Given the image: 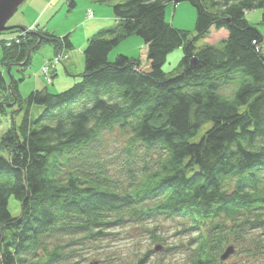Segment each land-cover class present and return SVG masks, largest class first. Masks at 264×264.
<instances>
[{"label":"trees","instance_id":"obj_1","mask_svg":"<svg viewBox=\"0 0 264 264\" xmlns=\"http://www.w3.org/2000/svg\"><path fill=\"white\" fill-rule=\"evenodd\" d=\"M97 1L112 4L116 24L88 39L71 87L27 96L21 124L5 137L0 264H77L111 228L160 215L182 217L194 233L189 264H225L227 245L264 235V36L246 18L262 9L264 22V0ZM182 2L196 10L195 35L166 19V7ZM34 27L3 33L16 35L0 43L3 64L29 65L43 42L73 48L69 35ZM133 35L143 54L110 60ZM176 49L183 55L166 72ZM9 89L22 102L14 78ZM33 105L44 109L37 118ZM116 130L127 137L111 144ZM149 259L148 251L134 264Z\"/></svg>","mask_w":264,"mask_h":264},{"label":"rangeland","instance_id":"obj_2","mask_svg":"<svg viewBox=\"0 0 264 264\" xmlns=\"http://www.w3.org/2000/svg\"><path fill=\"white\" fill-rule=\"evenodd\" d=\"M84 1L96 0H77L76 6L72 9L69 7L67 0H60L54 3L50 0H26L9 20L8 25L24 26L22 24H25L28 27L27 31H32L36 30L34 26L37 24L39 28L55 36L64 37L69 35L73 48L67 49V54L69 55L73 52L77 58L76 62H78V65L82 66L84 64V70L85 56L79 46L83 42L87 44V38L89 39L96 34L91 31L89 21L98 18L96 16L93 19H88L87 11H93L94 17L95 9L93 7L88 9ZM96 3L113 12L112 4L100 1ZM36 17L35 25L30 26L31 20ZM246 18L250 23L255 24L264 36L262 9H254L247 12ZM166 19L176 28L190 31L191 35H195L196 10L189 2H182L178 5L169 4L166 7ZM113 23L110 21L107 24ZM112 26L114 25H110L108 28ZM19 31V34L26 32ZM13 36L16 35L1 33L0 39ZM142 43L143 40L140 36H130L111 51L109 59L113 60L121 54L133 58L138 57L141 53L143 54L141 50ZM205 43H207L206 40H201L198 45ZM261 47L264 54V41ZM182 55L183 52L180 49L170 52L167 55L163 69L166 72L172 71L178 65ZM54 58L59 60L56 64L57 67V65L63 63L65 54L60 50L56 53L53 43L43 42L41 47L33 52L29 65L6 66L2 62V48L0 45V73L4 75L7 81L6 88H2L0 85V103H2L0 111V154L7 155L6 147L3 146L5 137L8 131L15 130L21 124L28 108L26 98L33 90L37 89V84L38 89L47 88L51 92L56 90L52 87V82L55 80L59 82L66 77V82H61L64 85V89H57V92H59L71 86L66 87L67 84L77 81L79 71L73 72L71 70V74H66L63 65H60L58 74L55 77H53V69L56 67H52L47 73L44 72L43 64L45 61L54 60ZM10 69L12 70L10 71ZM72 74L76 76L74 77ZM13 78L18 81L22 102L17 100L11 89H9ZM47 78H51V83L47 81ZM43 111L42 107L33 105L30 109V116L31 118H37ZM107 136L111 144L122 143V140L127 137V135L123 136L118 130ZM9 208L13 216L22 214L21 203L16 202L14 198L10 199ZM153 219L155 220H151L142 226L135 222H129L111 228L108 230V234L97 243L86 246L81 252L83 258L77 264H134L148 251L150 254L149 264H189L187 245L194 233L185 230L187 226L184 224L185 221L183 222L182 217L160 215ZM261 232L262 230L253 232L255 235L250 237L248 241L227 245L224 250L229 246H233L234 251L226 259H222V262L225 264H264V248L254 244L255 239L264 241V235L262 236ZM153 233L160 235L164 240L156 241L152 238ZM224 252H222L220 259Z\"/></svg>","mask_w":264,"mask_h":264},{"label":"crops","instance_id":"obj_3","mask_svg":"<svg viewBox=\"0 0 264 264\" xmlns=\"http://www.w3.org/2000/svg\"><path fill=\"white\" fill-rule=\"evenodd\" d=\"M52 3H54V2H57V1H60V0H50ZM85 2V4H86V6L88 7V9H91V7H93L94 9H95V13H94V17L93 18H95L96 16L98 17L97 19H93V20H91V21H89L90 23L89 24H91L90 25V29H91V31H94L95 33H97L96 31H101V30H103V29H106V28H108V26H110V25H115L116 24V22H117V19H116V17H115V15H114V12H112L111 10H108V9H106V8H104V7H102L101 5H99V4H97L96 2H97V0L96 1H88V2H86V1H84ZM31 9V8H30ZM26 12V11H25ZM32 22H31V24H30V26H34L35 25V22L37 21V17L35 18V19H32L31 20ZM114 22L113 24H107L108 22ZM21 24V23H20ZM22 25H24L25 27H27V25H25V24H22ZM36 26H37V24H36ZM90 33V32H89ZM87 35H88V33H87ZM87 41H88V38H87ZM87 43V42H86ZM136 43H137V41H136ZM85 45H87V44H85V42H83V43H81L80 44V46H79V48L81 49V51H84V46ZM86 47V46H85ZM84 48V49H83ZM61 51H63L64 52V54H65V58H64V60H63V63H61V64H59V65H57V67L55 68V69H53V71H54V76L53 77H55V76H57V74H58V68L60 67V65H63L64 66V72L66 73V74H71V70L73 71V72H78V74L77 75H79L81 72H83V66H84V64L81 66V65H78V62H76L77 61V58H76V56L74 55V53L73 52H71L69 55L67 54V49H65V50H61ZM80 52V51H79ZM56 53H57V50H56ZM45 59H47V58H45ZM46 61H48V60H46ZM45 61V62H46ZM45 64V63H44ZM43 64V65H44ZM76 67V68H75ZM74 77L76 76V75H74V74H72ZM66 77H65V79L64 80H61V81H59V82H57L56 80V82L55 81H53L52 82V87L53 88H55L56 90L55 91H51L52 93H57V89H64V85H62L61 84V82H66ZM75 82H76V80H75ZM74 82V83H75ZM71 83H73V82H71ZM71 83H69V84H65L66 85V87L67 86H69V85H73V84H71ZM70 86V87H71ZM63 87V88H62ZM37 89H38V84H37ZM43 89V88H42ZM68 89V88H67ZM66 90V89H65ZM50 91V90H49ZM62 91H64V90H62ZM59 92H61V91H59Z\"/></svg>","mask_w":264,"mask_h":264},{"label":"water","instance_id":"obj_4","mask_svg":"<svg viewBox=\"0 0 264 264\" xmlns=\"http://www.w3.org/2000/svg\"><path fill=\"white\" fill-rule=\"evenodd\" d=\"M25 1L26 0H0V34L6 33L9 31H13V30L27 31L26 27L21 26V25H13V26L8 25L9 20L18 11L20 6ZM41 41H42V38H40L37 46L40 45ZM33 49H35V48H33ZM33 49H31L28 52V54H30L33 51ZM232 252H233V248L229 247L225 251V253L222 255L221 258L226 259Z\"/></svg>","mask_w":264,"mask_h":264},{"label":"built area","instance_id":"obj_5","mask_svg":"<svg viewBox=\"0 0 264 264\" xmlns=\"http://www.w3.org/2000/svg\"><path fill=\"white\" fill-rule=\"evenodd\" d=\"M87 17L88 18H93V11L89 10L87 11ZM13 38H10V40H7L5 41L7 45H10L11 41H12ZM3 38L0 39V43L2 42ZM59 62V60L56 58H54V60H51V61H47L45 62V64L43 65V71L47 73V71L49 69H51L52 67L55 68L56 67V64ZM48 82L51 83V78H47Z\"/></svg>","mask_w":264,"mask_h":264}]
</instances>
